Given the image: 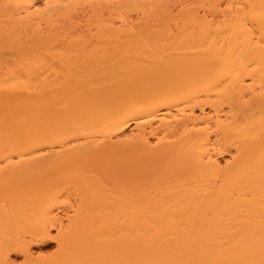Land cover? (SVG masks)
<instances>
[{"label":"bare ground","instance_id":"bare-ground-1","mask_svg":"<svg viewBox=\"0 0 264 264\" xmlns=\"http://www.w3.org/2000/svg\"><path fill=\"white\" fill-rule=\"evenodd\" d=\"M0 264H264V0H0Z\"/></svg>","mask_w":264,"mask_h":264}]
</instances>
